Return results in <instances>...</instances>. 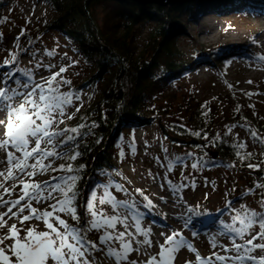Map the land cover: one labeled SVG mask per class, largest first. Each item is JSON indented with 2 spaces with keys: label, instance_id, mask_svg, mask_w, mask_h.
<instances>
[{
  "label": "snow or ice",
  "instance_id": "obj_1",
  "mask_svg": "<svg viewBox=\"0 0 264 264\" xmlns=\"http://www.w3.org/2000/svg\"><path fill=\"white\" fill-rule=\"evenodd\" d=\"M23 34L22 31L21 35ZM16 39L19 41V37ZM252 42L255 43V38ZM15 47L17 51H10L9 58L0 65V69H9L0 71V112L5 113L7 117L6 120H0V126L4 128L3 136L0 137V152L6 153V157L0 159V164H6V168L0 170V177H3V181H0V189L3 190L0 192V209L7 208V211L0 212V230L6 229L3 235H0V264H101L96 256L98 252L103 253L115 264H137L136 260L129 259L132 252L148 256V260L141 261L140 264H172L176 254L182 249H188L196 255L194 264H264V192H261L258 201L260 211L246 204H241L237 209L232 200L226 202L230 222L220 220V228L207 234L211 248L219 249L207 257H202L193 243L175 230L171 235L162 232L164 243L156 241L160 251L154 255L149 253L148 249L153 246V233L150 226L142 225L144 214L140 212V207L150 211L156 206L141 189L129 191L124 184L111 179L107 183H98L93 186L88 200L83 202V212L78 211L81 208L78 182L83 178L82 173L86 166L75 164V161L85 154L79 150L81 144L92 134V128L98 125L95 122L91 125L82 122L75 127L60 128L59 125L65 123V119L74 118L69 109L75 108V111L79 112L83 107L81 92L71 88L68 91L63 90L72 83L62 75L67 71L65 66L37 81L33 69L19 66L20 53L28 52V49L20 48L18 43ZM45 54L48 57L57 55L55 50L46 51ZM32 55L35 56V53ZM258 59L264 61V55ZM75 63L72 61L68 67ZM41 67L51 70L54 65H45L38 61L35 68ZM19 76L25 79L21 80ZM204 115L207 117V112ZM236 127L245 129L253 143L264 145V134L247 123L246 119L245 123L226 126L224 136L217 133L210 141L207 133L201 135V131L190 129L188 132L207 141L211 146L218 143L227 144L228 140L224 137L231 136L230 147L243 165L245 160L254 159L256 154L248 152L247 143L239 139L238 133H233ZM119 139L123 140L122 137ZM96 143H100V139H97ZM129 146L135 155V144ZM205 147L207 145H197L201 151ZM84 150L90 151L87 144H84ZM163 151L167 154V147H164ZM124 155L121 149L120 156ZM260 155L264 156V152ZM156 159L159 161L158 157ZM57 160H63L65 163L53 167ZM165 160L167 163L161 162V167L166 169L164 180L174 195V203L177 206L187 203L183 197L184 190H195L197 187L196 179H189L183 176V173L179 183L168 179V174L177 167L187 169L191 160L190 168L200 174L215 167L235 168V162L229 164L217 161L208 157L206 152L199 157L194 152L185 153L183 156L176 155L171 159L166 155ZM260 163H264V160ZM260 163H248L247 167L260 171ZM114 171L116 176H122L120 171ZM49 172L60 175H53L42 183L35 182L37 175H46ZM149 176L157 179L151 172ZM8 181L12 183L6 186ZM260 181H264V173ZM204 182L205 186L209 183L207 178H204ZM211 183L215 188V181ZM20 185L22 187L19 193H16L15 190ZM163 186L162 184L161 187ZM113 189L123 193L126 199H117ZM257 189L264 190V182H257L254 188L247 190L243 196L255 195ZM13 194L18 198L11 199ZM136 195L142 200L135 199ZM4 196L9 199H4ZM49 201V208L40 210L33 207V202L40 204ZM13 208L17 211L13 212ZM200 215L202 213L195 208L187 207L177 219L183 222L185 229L192 230L193 237H197L201 233L195 226L194 217ZM5 217L9 220L15 218L16 222L8 224ZM69 219L73 223H69ZM33 220L42 222L44 230L31 224ZM17 222L20 227H17ZM117 225L123 230H119ZM93 231L99 233L98 242L88 238ZM141 236L142 240L138 238ZM223 239H227L231 246L224 244ZM133 244L136 247H133ZM258 251L259 255L256 254Z\"/></svg>",
  "mask_w": 264,
  "mask_h": 264
},
{
  "label": "rangeland",
  "instance_id": "obj_2",
  "mask_svg": "<svg viewBox=\"0 0 264 264\" xmlns=\"http://www.w3.org/2000/svg\"><path fill=\"white\" fill-rule=\"evenodd\" d=\"M194 2H197V0H194ZM149 4L164 8L155 3ZM195 8L197 10L195 9L191 17H189L191 14L189 12L183 13L179 17L183 32L179 33L177 37L179 38L181 50L188 55V60L191 61L195 55V51L200 47L205 49L220 48L223 58L239 55V57H235L238 59L234 58V61L231 60L232 63L226 73H222L217 69V65L213 62L201 61L195 72L178 77L172 84L169 83L166 89H162V95L157 91L153 93V101L156 102V108L159 110V113L152 116L150 121L145 122L143 126L136 128L134 131H125L118 128L114 137L120 143L119 154L121 149L125 153L124 157L120 156L122 166L119 171L122 173V176H118L120 178L119 182L121 184L124 183L129 191L141 189L156 206L150 211L142 206L140 207V212L144 214L142 225L144 227L150 226L153 233V246L148 249L149 253L153 255L160 251L156 241L159 240L160 243H164V236H161V233L171 235L173 230L181 232L187 240L191 241L202 257L209 256L213 251H219V249L211 248L207 238L208 233L215 232L220 228L219 218L214 213L216 208L226 205L228 201L227 196L233 192V189L238 187L237 190H239L240 195L244 194L248 189L247 184H251L254 181L256 183L260 182L261 177L260 174L255 175L251 173L257 176L255 177L257 180H254L251 174H239L235 169H231L230 171L209 169L200 174L193 171L190 168V164L187 169L177 167L173 172L168 174V179L173 180L174 183H179L182 178L181 174L183 173V176H187L189 179L194 177L197 182L195 190L191 188L184 190L183 197L187 203L179 206L174 203L175 197L168 189L164 180L166 169L161 167V162L167 163L165 160L166 155L170 159L173 154H183L187 151L186 148H178V146L184 147L185 145L171 144L169 140L164 138L161 130V126L164 127V124L188 126L186 124L187 114L182 112L178 107L179 102L183 98L190 99L195 103L207 102L214 104V108L216 107L221 114L224 113L221 119L223 128L219 130L221 133L226 131V126L232 125L225 121L228 119L229 113L237 110L238 107L249 113H252L253 109L256 111V115L264 120V61L258 59V57L264 55V37L258 36L259 33H263L262 35H264V12L257 10L248 11L245 14L234 11L214 14L201 12L198 6ZM4 12L9 17L10 22L3 26L0 32L2 33V39H0V58L3 61L6 59V56H9L10 51H17L15 47L17 43L20 47L27 48L29 42H25L23 39V35H21L23 31V33L31 35L38 42V45L35 46L37 48L32 51V53H35V56L28 55L22 60L23 67L33 69L37 81L41 80V77H48L59 71L61 66H65L67 67V71L62 73V75L72 82L70 86H65L63 89L64 91H68L69 88L72 90L77 87L82 79L89 74V68L83 64L82 58L72 53L66 41L64 42L63 39H60L53 31L44 33L43 28L45 24L51 22L54 17L52 9L46 1L11 0L9 5L4 8ZM98 12L99 18L104 19L108 13L111 14V8L103 5L98 8ZM148 28L149 26L145 30L141 29L145 34L139 35L140 37L136 41L137 46L141 47L144 44V39L149 34ZM17 37H19V41H17ZM253 38H255V43L252 42ZM51 50H55L57 55L54 57L46 56V51ZM65 53L67 54L66 56L64 55ZM1 59L0 61H2ZM38 61L43 62L45 65L50 63L54 67L51 70L46 67L37 69L35 68V64ZM72 61L76 63L68 67ZM6 70L5 68L3 69V71ZM248 81H252V83ZM249 93L252 95L249 96ZM156 94H159V96L157 97ZM88 96L87 93H84L81 96L82 100L87 101ZM68 111L73 114L76 112L75 108H71ZM6 118V114L0 112V120H6ZM67 120L65 119V122ZM64 124H60L59 127L63 128ZM3 133L4 128L0 126V137L3 136ZM233 133H238L239 137L247 138L246 132L240 127L233 129ZM119 137H122L123 140L121 141ZM133 143L136 147L135 155L132 154L129 146ZM164 147L168 149L167 154L163 151ZM5 157L6 153L0 152V159H4ZM157 157L159 161L156 159ZM5 168L6 164H0L1 170ZM149 172H151L153 177H157V179H152L149 176ZM50 177L51 173L37 175L35 182L42 183L48 181ZM204 178H207L209 181L207 186H205ZM0 181H3V177H0ZM212 181H215V188L212 186ZM11 183V181H8L6 186ZM162 184L164 185L163 187H161ZM21 187L22 185L16 188V193H19ZM2 191L0 189V192ZM97 191L99 192V189ZM115 196L120 200L126 199L123 193H118ZM16 198H18L16 194L11 196V199ZM4 199H9V197L4 196ZM135 199L142 200L139 195H136ZM253 199L255 197L248 196L246 197V202H253ZM49 203L51 201L40 204L33 202V207L43 210L49 208ZM202 204H206L204 206L207 209L206 215L201 220L199 218L194 220L195 226L200 230L201 234L193 237L192 230L185 229L183 222L178 220L177 217L187 207ZM82 206L81 203V213L83 210ZM239 206L240 203L234 204V207L238 208ZM4 211H7V208L0 209V212ZM15 211L17 209L13 208V212ZM25 214H27V210ZM156 214L160 215L159 219L155 216ZM223 218L229 221L228 217ZM5 219L8 221V224L16 222L15 218L9 220L8 217H5ZM30 223L36 225L38 229L44 230L42 222L33 220ZM17 227H20L18 222ZM117 228L123 230L120 225H117ZM3 231H6V229L0 230V235H3ZM95 234L94 241L97 240L96 238H99V233L95 232ZM138 238L143 239L142 236ZM222 242L229 247L231 246L227 239H223ZM133 247H136V245L133 244ZM96 256L101 261V264H115L114 261L106 258L103 253L98 252ZM129 259L136 260L137 264H140L141 261H147L148 256L132 252ZM195 261L196 255L194 253L188 249H182L176 254L172 264H194Z\"/></svg>",
  "mask_w": 264,
  "mask_h": 264
},
{
  "label": "trees",
  "instance_id": "obj_3",
  "mask_svg": "<svg viewBox=\"0 0 264 264\" xmlns=\"http://www.w3.org/2000/svg\"><path fill=\"white\" fill-rule=\"evenodd\" d=\"M10 1L0 0V32L3 26L10 22L9 17L4 12V8L9 5ZM43 1L50 5L54 14L52 21L45 24L44 33L49 31L56 33L60 39L68 43L67 45H69L72 53L82 58L83 64L89 68V74L82 79L77 87L72 89L73 91H80L81 96L87 93L89 98L87 101L82 100L83 107L80 108L79 112H75L73 114L74 118L68 119L63 126V128L75 127L82 122L88 125L95 122L98 125V127L92 128V134L88 135L81 144L79 150L84 151L85 154L75 161V164L86 166L82 173L83 178L78 182L82 205L83 202L88 200L94 185L107 183L110 179L120 183V178L115 175L114 171H119L122 166L119 154L120 143L114 138L116 130L119 128L125 131H134L136 128L143 126L145 122L150 121L152 116L158 114L159 110L156 108V102L153 101V93L157 91L162 95V89H166L167 85L172 84L178 77L195 72L201 61L213 62L217 65V69L222 73H226L234 58L239 57L238 55L223 58L220 48L205 49L200 47L189 61L188 55L181 50L179 38L177 37L179 33L183 32L182 25L179 22L180 15L189 12L191 13L189 17H191L197 6L201 12L214 14L232 11L241 12L242 14L257 10L264 12V0H197V2L188 0L168 8L157 7L154 4L142 5L133 1L120 0ZM103 5L111 8V14L108 13L104 19H100L98 8ZM147 26H149V34H146L144 44L139 47L136 41L140 37L139 35L145 34L143 30ZM22 37L29 44L27 46L28 52H22L19 55L20 67H23L22 60L24 57L32 55V51L38 45L37 40H34L31 35L24 33ZM6 58H9V56H6ZM3 62V60L0 61V65ZM12 67L14 68L15 65ZM3 69H0V71H3ZM5 69H7L6 71L9 70L7 67ZM19 78L21 80L25 79L23 76H19ZM156 96L158 97L159 94H156ZM178 107L187 114L186 124L188 126L164 124V128L176 138L198 142L184 147L178 146V148H186L185 153L194 152L197 157L202 156L204 152L207 153L208 157H212L211 153H215L217 154L215 158L217 161H224L229 164L235 162V168L231 169L237 170L239 174L254 173L255 175H262L264 173V163H260L264 160V156L260 155L264 152V145L253 143L245 129L240 127L246 132L248 139L243 137H239V139L247 143L246 150L248 152H253L256 155L252 160H245L243 165L230 147L231 136L224 137L228 140L227 144L218 143L216 146H211L207 141L189 134V129L201 131V135L207 133L209 141L217 133L224 136L225 132H219L223 128L221 119L224 113L221 114L216 107L215 109L214 104L207 102L195 103L190 99L183 98ZM205 112H207V117L204 115ZM256 114L253 109L252 113H249L239 107V111L234 110L229 113L225 122L242 124L245 123L246 119L247 123L259 133L264 134V120ZM97 139H100V143H96ZM84 144L89 146L90 151L84 150ZM197 145H207V147L201 151L197 148ZM185 153H177L176 155L183 156ZM176 155H171V158ZM191 162L190 160L189 164ZM62 163H65V161L57 160L53 167ZM248 163H260V171L248 168ZM214 169L231 170L225 167L210 168V170ZM49 173H51V176L60 175V173ZM255 177L257 176L252 175V178L257 180ZM255 184V181L247 184V190L254 188ZM235 189L229 194L230 197L227 196V200H232L234 204H246L260 211L258 201L261 198V192H264V190L257 189L255 195L243 196L237 190L238 187ZM112 191L114 195L119 193L115 192L114 189ZM242 196L243 199H241ZM248 196L255 197L253 202H246ZM204 206L206 204L189 206L202 213L199 217H194V220L206 215L207 209ZM78 211H81V208ZM222 212L223 214H221ZM215 213L219 221L230 222V214L226 210V205L216 208ZM223 217H228L229 221L224 220ZM69 223H73V221L69 219ZM95 235V231L90 233L89 240L94 241ZM96 239L99 240V238ZM97 240L94 242H97ZM256 254L259 255V251Z\"/></svg>",
  "mask_w": 264,
  "mask_h": 264
},
{
  "label": "water",
  "instance_id": "obj_4",
  "mask_svg": "<svg viewBox=\"0 0 264 264\" xmlns=\"http://www.w3.org/2000/svg\"><path fill=\"white\" fill-rule=\"evenodd\" d=\"M122 1H133V2H137L139 4H149V3H155L158 4L159 6H162L164 8L167 7H172L178 3H180L181 1L184 0H122ZM161 130L163 132V136L164 138H166L167 140H169V142L171 144H177V145H192V144H196L198 142L195 141H185V140H181L179 138L173 137L171 135H169V133L166 131V129L161 126ZM213 158H216L217 154L215 153H211Z\"/></svg>",
  "mask_w": 264,
  "mask_h": 264
},
{
  "label": "bare ground",
  "instance_id": "obj_5",
  "mask_svg": "<svg viewBox=\"0 0 264 264\" xmlns=\"http://www.w3.org/2000/svg\"><path fill=\"white\" fill-rule=\"evenodd\" d=\"M263 33H259V35L258 36H263L264 37V35H262ZM1 170V169H0Z\"/></svg>",
  "mask_w": 264,
  "mask_h": 264
}]
</instances>
